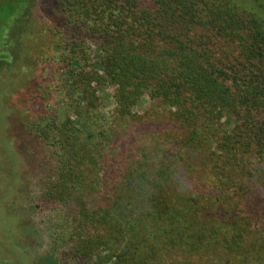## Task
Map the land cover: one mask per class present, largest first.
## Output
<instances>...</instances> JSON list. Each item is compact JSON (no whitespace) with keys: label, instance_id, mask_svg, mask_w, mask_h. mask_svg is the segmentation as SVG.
Returning <instances> with one entry per match:
<instances>
[{"label":"trees","instance_id":"obj_1","mask_svg":"<svg viewBox=\"0 0 264 264\" xmlns=\"http://www.w3.org/2000/svg\"><path fill=\"white\" fill-rule=\"evenodd\" d=\"M85 5L71 19L100 42L99 69L72 91L92 101L113 85L114 120L131 129L94 143L59 126L55 172L86 229L77 263L264 264V0H103L96 17ZM145 95L164 118L133 113Z\"/></svg>","mask_w":264,"mask_h":264},{"label":"rangeland","instance_id":"obj_2","mask_svg":"<svg viewBox=\"0 0 264 264\" xmlns=\"http://www.w3.org/2000/svg\"><path fill=\"white\" fill-rule=\"evenodd\" d=\"M27 1L0 0V44L6 39L7 54L0 66V264H78L73 251L86 229L67 198L69 176L62 170L53 179L65 160L62 144L55 143L67 137L59 126L69 122L81 139L94 132V143L103 141L102 132L121 142L118 136L131 127L114 120L113 85L100 87L92 101L72 91L77 75L99 69L94 64L101 54L100 42L89 37L82 19L72 22V14L88 1L96 17L103 0H32L10 29V16ZM133 113H149L150 120L166 116L147 95Z\"/></svg>","mask_w":264,"mask_h":264}]
</instances>
